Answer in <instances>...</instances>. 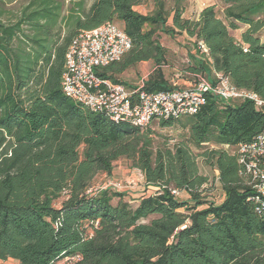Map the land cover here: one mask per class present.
<instances>
[{
	"label": "trees",
	"instance_id": "trees-1",
	"mask_svg": "<svg viewBox=\"0 0 264 264\" xmlns=\"http://www.w3.org/2000/svg\"><path fill=\"white\" fill-rule=\"evenodd\" d=\"M0 0V260L17 264H264V214L236 154L255 141L264 112L251 101L211 93L192 115L162 120L177 136L141 130L74 101L61 88L65 53L82 29L115 23L131 41L98 74L113 82L143 61L153 70L147 91L178 87L162 69L168 50L159 32L193 40L182 68L194 85L220 72L264 99V0H218L197 19L187 0ZM170 21V23H169ZM239 31V35L232 32ZM202 41L206 52L198 46ZM213 144L216 147H208ZM120 159L143 178L138 201L122 191L95 190ZM215 171L222 193L206 199L200 163ZM189 195L178 199L170 190Z\"/></svg>",
	"mask_w": 264,
	"mask_h": 264
},
{
	"label": "built area",
	"instance_id": "built-area-1",
	"mask_svg": "<svg viewBox=\"0 0 264 264\" xmlns=\"http://www.w3.org/2000/svg\"><path fill=\"white\" fill-rule=\"evenodd\" d=\"M197 44L202 52H206L202 41ZM130 47V38L115 23L107 22L95 28L80 30L72 38L65 53V69L61 78L65 95L93 111L105 112L115 120H126L141 130L162 120H175L195 114L204 104L206 93L226 101L248 100L264 112V99L252 90L235 87L220 72H214V83L198 76L194 85L188 83L185 87L161 91L143 89L144 81L128 88L98 74L102 67L119 61ZM233 153L244 173L250 177L248 184L252 188V195L247 200L255 204L257 212L264 214V128L255 141L240 144ZM125 184L132 185L134 180ZM94 188L120 191L123 185L107 178ZM170 192L178 196L183 191L171 189Z\"/></svg>",
	"mask_w": 264,
	"mask_h": 264
},
{
	"label": "rangeland",
	"instance_id": "rangeland-1",
	"mask_svg": "<svg viewBox=\"0 0 264 264\" xmlns=\"http://www.w3.org/2000/svg\"><path fill=\"white\" fill-rule=\"evenodd\" d=\"M88 6L93 0H85ZM206 5H215L218 10L222 8L221 3L218 0H187L186 8L183 16L191 20L197 19L201 9ZM135 9L141 13H148L153 10V3L150 0L135 6ZM170 23V21H169ZM237 35L239 31L232 32ZM262 40L264 41V28L260 33ZM160 42L168 50L166 62L163 64L162 69L165 76L169 81H172L179 87L188 86V79L190 75L185 74L182 71L186 61L188 52H194L193 40L189 38L185 33H174L172 36L159 32ZM153 70V64L151 61H143L135 66L125 70L119 79L126 83L125 86L128 88L136 87L144 81L150 72ZM151 129L154 133L161 136H177L181 133L180 128L177 126L172 127H161L157 124H151ZM208 147H216L213 144H208ZM228 150L234 152L236 147H228ZM200 163V168L203 173L209 175L210 179L213 180V184H207L204 187L207 189L208 201L218 202L221 199L222 193L220 190L219 183L215 180V171L204 167ZM113 173L107 177L105 174H99L96 177L95 185L101 184L107 178L120 182L123 188L120 190L125 193L126 199L137 200L142 196V194H149L152 192L150 189H146L142 175L135 169L130 167V164L125 159H120L113 165ZM134 180V184L126 186L127 181ZM189 195L185 192H181L177 198L178 199H188ZM58 264H64V262H59Z\"/></svg>",
	"mask_w": 264,
	"mask_h": 264
},
{
	"label": "crops",
	"instance_id": "crops-1",
	"mask_svg": "<svg viewBox=\"0 0 264 264\" xmlns=\"http://www.w3.org/2000/svg\"><path fill=\"white\" fill-rule=\"evenodd\" d=\"M120 26V25H119ZM239 35V34H238ZM237 35V36H238ZM113 170H114V167H113V169H112V173H113ZM111 173V174H112ZM135 201H138V199L137 200H135ZM0 264H17V262L15 261V260H12V259H7V260H0Z\"/></svg>",
	"mask_w": 264,
	"mask_h": 264
}]
</instances>
